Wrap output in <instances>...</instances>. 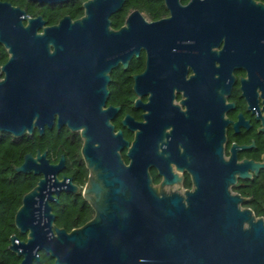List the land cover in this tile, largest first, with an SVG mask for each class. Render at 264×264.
I'll use <instances>...</instances> for the list:
<instances>
[{
	"label": "water",
	"instance_id": "obj_1",
	"mask_svg": "<svg viewBox=\"0 0 264 264\" xmlns=\"http://www.w3.org/2000/svg\"><path fill=\"white\" fill-rule=\"evenodd\" d=\"M125 1L85 0L81 17L65 15L51 26H44L40 15L28 17L0 1V42L10 53L0 80V131L43 134L56 122L80 132L89 170L82 195L95 211L70 231L56 225L51 202L79 186L71 176L59 177L64 155L54 163L47 151L29 152L16 170L40 178L15 214L16 227L27 238L13 234L9 248L22 257L19 264H34L41 250L54 264H264V216L230 190L235 173L244 178L249 169L264 170V156L259 162L225 159L224 135L205 132L200 119L179 117L173 102L191 59L183 50L214 45L225 32L264 66V3L164 0L169 17L148 21L134 9L114 29L110 17ZM142 50L146 67L133 75V89L143 120L128 113L121 121L134 133L130 141L112 123L120 106L105 105L112 70L119 64L126 69ZM172 162L192 170L193 190L166 193L154 184L152 167L164 173L163 183L176 178Z\"/></svg>",
	"mask_w": 264,
	"mask_h": 264
},
{
	"label": "flooded vegetation",
	"instance_id": "obj_2",
	"mask_svg": "<svg viewBox=\"0 0 264 264\" xmlns=\"http://www.w3.org/2000/svg\"><path fill=\"white\" fill-rule=\"evenodd\" d=\"M0 1L10 2L13 6L20 7L25 11L28 17L42 16L46 21L44 26L57 24L65 15L70 16V14L67 13L61 14L56 21L49 23L47 18H45L40 12L33 15L26 8L14 4L9 0ZM162 1L167 9V13L157 19H151L142 13L148 21H155L170 16V11L166 6L165 1ZM180 1L182 4H187L190 0H187L186 2H184V0ZM256 1L260 2V0ZM37 3H39V5H44V3ZM21 17L24 18V15H21ZM125 21L120 27L125 24ZM23 22L25 25L27 24L26 20ZM120 27L114 29H119ZM40 31H42V29H40ZM191 43H193V41H187V45H190ZM183 53L185 55H190L191 59L185 62L186 79L177 83L183 85L175 87L174 90L175 98L173 102L180 113L179 117L200 119L202 122V128L205 132L215 133L217 135L223 134L225 139L222 146L225 159H229L234 155L237 163L245 160L253 162L261 161L264 156V66L258 67L253 61L251 51L249 49H244L237 41L235 35L226 32L221 35L219 41L214 45H206L203 48H185ZM141 56L143 57L141 68L136 73L142 72L146 67L147 54L145 50H142L139 56L134 57ZM9 58L10 53L8 52V49L0 42V80L5 77L2 66L9 60ZM128 67L125 69L122 64H119L113 70L123 69L124 71H127ZM136 73L131 75L132 80L133 75ZM191 78L198 79L194 80ZM110 94L105 107L110 105L120 106L118 113L112 119V123L114 124V120L116 119H120L121 123L125 115L131 113L123 111L120 104L109 102ZM136 98L137 95L134 92L132 106L134 113L138 116L136 117L134 114L131 115L136 120H143L144 110L134 106ZM141 100L146 102L148 96H141ZM54 127L57 129H68L66 126L58 128L56 122L52 128ZM123 128L127 129L123 125L122 128L118 129L123 130ZM68 130L71 131L70 129ZM173 130V125L166 128V131L169 133ZM72 132L80 134L78 131ZM132 134L134 136L133 132ZM169 138H171V135H169ZM132 139L129 140L132 141ZM163 147L167 149L170 146L169 144L164 143ZM180 148L183 149L181 145ZM123 152L126 153V149L122 151V153ZM171 169L176 175V178L170 183H163L165 179L164 173L160 174V169L158 167H152L150 172L154 184L166 193H183L186 190L194 189L195 185L192 170H189L186 167L180 169L173 162L171 163ZM262 170L263 169H260L259 172L256 173L255 170L249 169L248 173L250 176L244 178L239 176V173H235L236 181L230 186L231 192L240 194L245 198V201H247L250 198V196L246 194L247 186L255 177L260 175ZM63 171L64 169L59 172L60 178L65 175Z\"/></svg>",
	"mask_w": 264,
	"mask_h": 264
},
{
	"label": "trees",
	"instance_id": "obj_3",
	"mask_svg": "<svg viewBox=\"0 0 264 264\" xmlns=\"http://www.w3.org/2000/svg\"><path fill=\"white\" fill-rule=\"evenodd\" d=\"M26 8L31 14L42 13L48 22H54L61 14H70L72 18H78L84 14L83 2L85 0H69L53 5H39L32 0H9ZM187 0H184L186 2ZM264 2V0H260ZM139 9L145 16L157 19L167 13L162 0H126L122 8L111 15L113 28L120 27L131 10ZM143 57H133L127 71L116 69L111 72L109 85V102L120 104L123 111L130 112L136 117L132 106L134 92L131 75L141 68ZM116 129L122 128L120 119L114 120ZM124 136L133 138L131 131L123 128ZM83 140L81 135L69 131L67 128H46L43 134L35 130L33 134L15 136L8 132L0 131V264H19V257L10 248V237L16 234L20 239H26L27 234H22L15 224V214L22 204L25 193L30 191L38 182L40 175L24 173L16 170L24 161L27 153L36 154L37 149L47 151V157L51 162H57L62 155L65 156L66 165L63 173L71 176L73 182L79 186L78 192H61L58 202H51L52 211L55 214V223L68 231L82 226L93 218L95 211L82 195L89 170L81 153ZM126 162L129 161L126 153H122ZM246 194L250 198L244 202L250 207L256 216H264V170L255 177L247 186ZM39 260L34 264H54L55 259L47 252H39Z\"/></svg>",
	"mask_w": 264,
	"mask_h": 264
},
{
	"label": "rangeland",
	"instance_id": "obj_4",
	"mask_svg": "<svg viewBox=\"0 0 264 264\" xmlns=\"http://www.w3.org/2000/svg\"><path fill=\"white\" fill-rule=\"evenodd\" d=\"M243 206H245V205H243Z\"/></svg>",
	"mask_w": 264,
	"mask_h": 264
}]
</instances>
